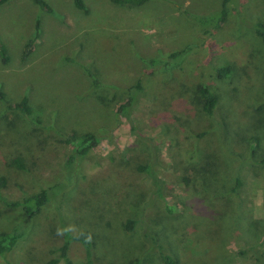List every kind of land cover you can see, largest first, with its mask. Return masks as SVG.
Masks as SVG:
<instances>
[{"label": "rangeland", "instance_id": "1", "mask_svg": "<svg viewBox=\"0 0 264 264\" xmlns=\"http://www.w3.org/2000/svg\"><path fill=\"white\" fill-rule=\"evenodd\" d=\"M45 1L0 3V232L18 235L0 264H49L65 229L91 233L93 264H166L161 248L174 264H264V0L215 27L222 0ZM25 97L29 113L11 109ZM87 132L98 144L80 157L65 139ZM41 189L36 214L14 204ZM68 255L86 260L76 241Z\"/></svg>", "mask_w": 264, "mask_h": 264}, {"label": "trees", "instance_id": "2", "mask_svg": "<svg viewBox=\"0 0 264 264\" xmlns=\"http://www.w3.org/2000/svg\"><path fill=\"white\" fill-rule=\"evenodd\" d=\"M7 1V0H0V3ZM42 10L44 11H51L50 5L45 1V0H33ZM74 5L83 11H87L85 8V5L82 0H72ZM117 3H123V4H129V5H139L143 3L145 0H115ZM235 1L236 0H222L221 4V11L219 14L216 15L215 23H210L207 26L212 25L213 27L219 26L222 24L226 18L228 17L229 13L234 9L235 6ZM205 16H199L197 18V21L202 25H204ZM253 29L255 34L260 38L263 46H264V21H256L253 25ZM26 55V51L24 52ZM0 55L1 59L6 62L8 61V54L6 48L3 46V44L0 43ZM23 55V58L25 57ZM228 69L227 68H221L218 70L219 75L224 74ZM3 95L2 93H0ZM198 94L200 98L202 99V108L205 111L206 114L211 115L213 113V110L216 106L217 103V96L211 91V89L208 87L206 83L199 84L198 86ZM130 102V105H132V101L130 99H126L125 101L121 102L117 109L118 111H122L125 109L127 104ZM11 109H15L21 113H29L30 112V107L27 104V98L21 99L18 103H15L11 105ZM131 110V109H130ZM126 117L129 118V115ZM66 142L69 143L73 149L75 155H78L80 157L85 156L88 154L92 149H94L97 144L98 140L96 136L93 133L87 132L80 137L71 135L66 137ZM13 164L20 169L24 168V164L21 162L20 159L15 158L13 161ZM139 170L145 171L148 175L151 176L152 181H157V177L154 175V173L151 171V169H148L144 165H140L138 167ZM5 184V179L0 178V188L4 186ZM50 195H49V190L48 189H41L39 192L36 194H33L31 196L26 197L22 202H15V205H21L24 212L30 216L36 214L41 207L49 200ZM31 203L32 205H28ZM135 222L131 219L126 221L125 227L127 230L131 231L134 228ZM18 238V235L13 232H0V255H6L13 245L15 244L16 240ZM92 235L88 230H79L76 233H71L68 229H65L63 231V241L61 246L59 247L58 251V256L56 259H52L49 264H54L58 261V258L63 261V264H74L73 261L70 259L68 255V250L70 247V244L72 241L79 242L80 244L83 245L85 248V255H86V260L84 264H93L91 259L92 253H91V241ZM160 256L166 264H174V261L172 260V257L169 256L168 254L165 253L164 249H160ZM127 264H140L139 259L135 258L131 261H129Z\"/></svg>", "mask_w": 264, "mask_h": 264}]
</instances>
